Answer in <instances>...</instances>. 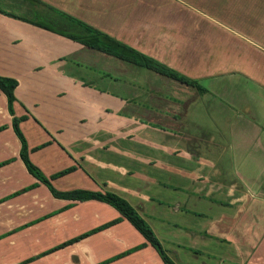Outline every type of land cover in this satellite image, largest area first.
<instances>
[{
    "label": "crops",
    "instance_id": "crops-1",
    "mask_svg": "<svg viewBox=\"0 0 264 264\" xmlns=\"http://www.w3.org/2000/svg\"><path fill=\"white\" fill-rule=\"evenodd\" d=\"M23 1L49 4V9L64 13L66 20L85 22L196 80L206 90L200 93L93 50L66 37L72 33L60 21H26L0 7V76L18 83L13 116L24 118L19 128L29 159L52 186L59 192L109 191L124 198L176 264H187L186 258L193 264H264V26L255 28L261 32L255 37L243 34L253 29L247 22L236 29L226 27L228 40L216 38L215 51L206 54L195 44L179 47L184 36L170 29L144 27L140 22L133 31L124 32L123 27L112 33L77 14L79 6L73 10L56 5L58 0ZM48 8L44 11H53ZM25 23L35 30L23 28ZM67 58L92 63L135 86H124L125 92L113 95L102 85L85 87L90 81L72 71ZM76 63L72 65L78 69ZM90 75L96 84L109 79L105 74ZM93 100L101 107H93ZM107 109L116 112V118ZM13 116L0 91V163L10 161L0 167V264H163L115 209L99 201L55 198L32 177L20 159ZM116 131L133 134V151L121 149L123 141H129ZM189 144L194 145L192 153ZM177 157L185 170L169 165V171L188 176L190 184H182L187 197L174 202L173 210L189 204L197 208L198 201L209 199L197 208L199 217L204 211L219 213L199 225L183 222L169 228V223L161 222L165 226L161 230L144 215L143 205L151 200L123 181L136 169L138 173L164 172L159 171L163 169L160 164H170ZM70 168L68 174L53 178ZM131 196L138 199L136 203ZM115 220L119 221L101 229ZM180 233L185 241L177 237ZM85 234L89 235L60 247ZM165 242L170 245L165 247ZM213 246L224 249L205 255L203 248Z\"/></svg>",
    "mask_w": 264,
    "mask_h": 264
},
{
    "label": "rangeland",
    "instance_id": "rangeland-1",
    "mask_svg": "<svg viewBox=\"0 0 264 264\" xmlns=\"http://www.w3.org/2000/svg\"><path fill=\"white\" fill-rule=\"evenodd\" d=\"M76 2H78V4L75 5ZM47 5L49 4L44 5L41 3L34 5L23 0L0 1L1 8L5 10L8 9V11L26 19V21L30 20L41 24L60 21L61 27L67 28L66 31H73V29H75H71V24L63 17L65 16L64 13L53 7H50L49 9ZM56 5L71 6V9L73 10L75 9L74 7L79 6V11H76L77 14L83 16L87 21L93 23L97 27L102 29L105 28L112 33L122 31L123 27L124 32H127V30L133 31L134 27L140 22L144 27L152 24L164 29H170V31H174V33L184 36V40L179 47L185 48L188 43L195 44L198 46L197 48H201L206 54H212L215 51L216 38H223L225 41L228 40L226 37L227 33L230 34V29L226 27L236 29V26L238 27L239 23L247 22L249 28L253 29L244 32L243 34L247 33V35L255 37L254 34L261 33L255 28L260 25L264 26L263 0H58ZM44 8H48L49 10L52 9L55 13L52 10L53 13L46 12L44 11ZM26 23L25 25H22L23 28L30 27L32 30H35L31 25H26ZM66 60L67 62H72V64L74 61L77 62L76 65H78V69L72 64L70 66L72 67V71H78L77 74L79 77H84V79L90 81L85 84V87L91 88L93 85L95 87H97V85L101 87L102 85V87H108L110 92H114H111V95H113L115 93L118 94L125 92L124 86L130 88L135 86V84L128 79L120 78L111 73L107 74V70H104L101 67H96L92 63L87 64L86 62L84 63L77 59L74 60L70 58H67ZM142 70L143 72L146 71L144 69ZM91 73L105 74L108 75L107 78L109 79L107 82H97L96 84L93 82L94 80L90 75ZM82 100L84 101V98H81V101ZM92 104L95 108L101 107V104L98 101L93 100ZM78 108L79 110H84L83 107L79 106ZM107 110L110 114H115L114 117L116 118V112L109 109ZM127 117L128 116L124 115V118ZM124 118L119 121L120 124L121 121H124ZM111 125L112 122H110V120L105 123L107 128ZM123 133L124 132L116 131V134H120V136L127 138L129 141V143H126L127 140L125 139L121 149H123L124 152L133 151V134L128 132V135L124 136ZM191 145L193 144H189L188 146L189 153H192L190 151L194 148V145ZM141 153L144 152L141 151ZM150 155H152L153 158H157L155 153ZM130 157L132 158V154H130ZM125 158L129 160L128 156ZM174 160L175 161H171L170 164H167L165 161L163 164H160L163 169L159 171L164 172L159 173L153 172L152 170V172H147V170H144L143 173H138L136 169L134 170V173L132 172L131 175L127 176H134L137 179L131 180L126 176L123 181V185L131 186L130 189L133 190L134 188L135 191L140 189L141 192L151 200L150 202H146V205H143V209L146 211L144 212V215L157 228L161 227V230L165 228L164 224L166 223H169V228H173V226L176 225L182 226L183 222H188L190 226L195 223L199 225V223L212 219L211 217L213 213H219V211H204L203 216L199 217L200 212L199 210L197 211V208L199 206L200 208H203L204 205L202 203L210 202L209 199L198 201L197 208H193L192 204H189L190 208L188 205L186 209L181 207L179 211L173 210L174 206H172V204L174 202L182 201L187 197V192H185V190L181 191L182 184H186L187 186L190 184L188 176L182 177L177 174L173 175V173L169 171V165H173L174 169L185 170V168L181 166V159L179 157ZM126 169L130 170V168ZM131 169L133 170V168ZM127 170L126 172H129ZM107 175L110 177L108 173ZM139 176H141L140 180ZM179 178H183V180ZM111 180H113V178H111ZM131 199L133 203H136L138 200L133 196H131ZM211 199L214 200L215 196H212ZM139 206L142 207L141 204H139ZM205 206L208 207L209 205ZM188 210L190 211L187 212ZM177 237L180 238L181 241H185L183 233L178 234ZM226 243H229V240ZM169 245V243L165 242V247H168ZM220 248L224 249V247L215 246L214 248H211V250L209 248H203V252L205 255L206 253H212L211 251L221 253L219 250ZM223 252H225V250ZM215 259L216 258H214V260ZM185 261L187 264H193V261L189 258H186Z\"/></svg>",
    "mask_w": 264,
    "mask_h": 264
},
{
    "label": "trees",
    "instance_id": "trees-1",
    "mask_svg": "<svg viewBox=\"0 0 264 264\" xmlns=\"http://www.w3.org/2000/svg\"><path fill=\"white\" fill-rule=\"evenodd\" d=\"M34 1V0H31ZM69 23L71 24V35H66V37H71L74 40L80 41L87 47L97 50L99 52L114 56L123 61L129 62L137 67H141L150 71H153L159 75H162L168 79L176 81L180 84H184L186 86H190L194 88L196 91L203 93L206 90L198 84L196 80L189 79L174 69L158 62L157 60L141 54L135 51L133 48L123 44L122 42L110 37L109 35L90 27L76 19L69 18ZM43 26L41 24H38ZM46 27V26H44ZM48 29V27H47ZM63 33V32H62ZM69 34V33H68ZM18 83L16 80L7 77L0 76V91L4 94L7 100L8 111L10 115H14L13 105L15 102V89L17 88ZM24 118H17L13 116L12 119V127L15 135L20 141L21 149H20V159L23 162L28 173L34 177L38 182L44 184L47 189L50 191L53 197L58 199L70 200V201H79V202H87V201H99L104 204H107L111 208L115 209L119 215L120 219L126 220L146 241L148 245H150L158 254L163 264H176L168 255L167 251L162 247L155 233L149 224L140 216L137 210L124 198L119 195L109 192H93L87 190H73L68 192H59L57 191L51 184L50 180L45 177L42 172L30 161L29 159V151L26 140L19 128V123ZM10 163V161H4L0 163V167ZM73 168L66 169L55 176L53 178H57L71 172ZM119 220H115L109 224H106L101 229L107 228L109 226L114 225ZM100 230V229H99ZM95 230L93 232H96ZM92 232V233H93ZM89 234H85L77 237L76 239L62 244L60 247H64L69 245L72 242L79 241Z\"/></svg>",
    "mask_w": 264,
    "mask_h": 264
}]
</instances>
